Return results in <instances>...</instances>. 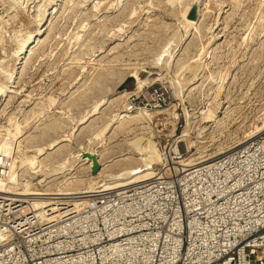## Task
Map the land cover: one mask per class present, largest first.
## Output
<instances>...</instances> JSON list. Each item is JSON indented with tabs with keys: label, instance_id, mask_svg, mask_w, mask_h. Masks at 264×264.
<instances>
[{
	"label": "rangeland",
	"instance_id": "rangeland-1",
	"mask_svg": "<svg viewBox=\"0 0 264 264\" xmlns=\"http://www.w3.org/2000/svg\"><path fill=\"white\" fill-rule=\"evenodd\" d=\"M192 3L198 19L181 38ZM42 27L11 93H0V132L18 125L23 152L62 141L18 174V190L29 184L68 201L96 193L101 169L103 177L130 163L141 174L166 162L181 169L171 164L176 153L185 167L201 165L264 135V0H0V88L22 42ZM129 78L134 89L119 92ZM123 111L131 121L113 127ZM2 143L13 160L17 141ZM88 156L106 165L92 173L81 162Z\"/></svg>",
	"mask_w": 264,
	"mask_h": 264
},
{
	"label": "built area",
	"instance_id": "built-area-1",
	"mask_svg": "<svg viewBox=\"0 0 264 264\" xmlns=\"http://www.w3.org/2000/svg\"><path fill=\"white\" fill-rule=\"evenodd\" d=\"M174 160L120 192L0 193V264H264V135L201 165Z\"/></svg>",
	"mask_w": 264,
	"mask_h": 264
},
{
	"label": "bare ground",
	"instance_id": "bare-ground-1",
	"mask_svg": "<svg viewBox=\"0 0 264 264\" xmlns=\"http://www.w3.org/2000/svg\"><path fill=\"white\" fill-rule=\"evenodd\" d=\"M194 3V2H193ZM192 3V5H194ZM198 4V3H197ZM191 6V5H190ZM189 12V11H188ZM188 12L185 14V19H184V21L182 22V31H181V34H180V36H181V38H184V37H186L187 36V34L189 33V31L194 27L193 25H194V22L195 21H190V20H187V14H188ZM45 28H39L32 36H30L29 37V39H27V40H25V42H22V43H19V44H22V46L18 49L17 47V49H18V51H17V55L15 54V57L16 56H18V61L16 62V65H15V67H14V69H13V71L8 75L9 76V78H7V80H8V83L5 85V86H2L1 88H0V93H2V94H6L8 91V88H10L13 84H14V79H16L17 78V76H19L18 74V72H19V69H20V65H21V63H22V59H20L21 58V56L23 55L24 57H26V55L32 50V49H34V48H36V46H37V44H38V39L42 36V33L43 32H45V31H43ZM36 41H37V43H36ZM40 41H41V39H40ZM180 43H181V41H180ZM36 44V45H35ZM177 44L175 43V45L173 46V47H175ZM180 45V44H179ZM16 49V50H17ZM172 49L173 48H171V50L170 51H172ZM176 49H177V46H176ZM165 52V51H164ZM173 52H174V50H173ZM31 53V52H30ZM168 53V52H167ZM172 56H173V54H172V52H169ZM169 54V55H170ZM29 55V54H28ZM170 55V56H171ZM168 56V55H167ZM170 56H168V57H170ZM171 56V57H172ZM167 57V58H168ZM161 59H163V58H161ZM165 61V60H164ZM15 62V61H14ZM24 64V63H23ZM11 71V70H10ZM5 74V73H4ZM6 75V74H5ZM6 83V82H5ZM138 83V82H137ZM8 93H11V92H8ZM131 93V92H130ZM130 93H128V91L127 92H125L122 96H126V95H128V94H130ZM102 104H100V106H101ZM99 106V105H98ZM139 113V112H138ZM124 114V115H123ZM145 116V115H144ZM132 118V117H131ZM115 119V118H114ZM119 119H121V120H119ZM128 120H130V115H129V113L128 112H126V111H123V112H121L118 116H117V118H116V121L114 122V125H113V127L117 124V126L120 124V126H122L121 124L122 123H125V122H127ZM113 121V120H112ZM131 121V120H130ZM129 121V122H130ZM24 123H26L25 121H24ZM81 123H83V122H81ZM8 124V123H7ZM125 124H127V123H125ZM124 125V124H123ZM108 127V126H107ZM122 128V127H121ZM124 128V127H123ZM107 129V128H106ZM105 129V130H106ZM256 129H258V128H256ZM260 129H262V128H260ZM172 130H174V129H172ZM186 131V130H185ZM256 132H258V131H256ZM256 134V133H255ZM254 135V134H253ZM253 135L252 134H250V135H246L247 136V138H248V140H249V138H251V137H253ZM245 137V136H244ZM9 138H12V139H14V141L16 140L17 141V146L15 147V149H14V155L12 156V158H13V163L10 165V169H9V175H8V177L5 179V180H1L2 182H0V193H4V194H6V195H12V196H14V197H19V198H22V197H29V196H47V195H49V197H48V199L50 198V195H57V197L58 196H61V195H64L65 193H63V192H60V193H56V194H40V193H38V192H31L30 191V186H32V185H29V184H25L26 185V188L24 189V190H20V188H19V190L17 189V187L20 185V184H18V183H16L15 181H16V178H17V176H18V174L21 172V171H23V170H25V169H27V167H32V166H35V165H37V164H40L41 163V157L42 156H45V154L46 153H48L47 151H53V150H55L56 151V147H58V145H60V143H61V141L62 140H56L55 142L53 141L52 143H50L47 147H43V148H38V149H36V150H32V151H28V152H23L22 151V149H21V145H20V139L22 138V131L20 130V127L17 125L16 127H14V130H12V131H10V130H4V131H2L1 130V132H0V156L1 155H3L4 157H7L8 155H9V153H10V146H8V145H6V144H3L2 142H3V140L4 139H7V140H9ZM64 141V140H63ZM66 141V140H65ZM3 144V145H2ZM7 144H9V142L7 143ZM16 144V143H15ZM22 144V143H21ZM2 145V146H1ZM24 150H25V148H24ZM57 150H58V148H57ZM59 151V150H58ZM62 151V150H61ZM60 151V152H61ZM90 151V150H89ZM88 151V152H89ZM152 151V150H151ZM154 151H156V150H154ZM153 152V151H152ZM58 153V152H57ZM92 153H94L93 151H92ZM96 153V152H95ZM94 153V154H95ZM158 153V152H157ZM55 154V153H54ZM82 154H83V152H82ZM91 154V153H90ZM100 154H102V153H100ZM56 155V154H55ZM57 155H59V154H57ZM62 155V154H61ZM61 155H59V157L61 156ZM81 155V154H80ZM88 155V154H87ZM96 156H98L97 154H95ZM151 155V154H150ZM47 156V155H46ZM49 156V155H48ZM53 156V155H52ZM79 156V155H78ZM84 156V155H83ZM82 156V157H83ZM90 156V155H89ZM88 156V157H89ZM85 157V156H84ZM153 157V156H152ZM45 158H47V157H45ZM50 158V157H49ZM55 158H57V157H55ZM54 158V159H55ZM77 158V157H76ZM90 158V157H89ZM99 158H100V156H99ZM144 158V157H143ZM156 158H157V156H156ZM44 159V158H43ZM51 159H52V157H51ZM78 159H79V157H78ZM129 159L130 158H128V156H127V158H123V160L122 161H129ZM140 160L142 159V158H139ZM53 160V159H52ZM56 160V159H55ZM54 160V161H55ZM120 160V159H119ZM131 160V159H130ZM138 160V159H137ZM149 160V159H148ZM159 160V159H158ZM121 161V160H120ZM134 161V160H133ZM143 161V165H146V166H149V163H152L151 161L147 164L146 163V161L147 160H142ZM191 161V160H190ZM194 161V160H193ZM195 161H199V162H202L203 160H202V158L201 159H196ZM80 162V161H79ZM81 162H83V164L82 165H88V168H92V166H93V161H92V159L90 158V159H82V161ZM97 162H98V165H99V169L101 168V166H105L106 164H103V163H101V161H99V160H97ZM118 162V161H117ZM110 163V162H109ZM43 164V163H42ZM66 164V163H65ZM64 163L62 164V165H65ZM122 164V163H121ZM127 164H128V162H127ZM134 164H137V162H135V163H133V165ZM156 164V163H155ZM196 164V163H195ZM204 164V163H203ZM110 165V164H109ZM126 165V164H125ZM139 165V164H138ZM151 165V164H150ZM153 165H154V163H153ZM152 166V165H151ZM154 166H156V165H154ZM153 166V167H154ZM72 166H70V168H71ZM81 167V166H80ZM124 167V166H123ZM63 168V167H62ZM104 168V167H103ZM140 168H142V167H140ZM140 168H134V167H132V165H131V163L130 164H128L127 165V167L125 166V168H121V170L119 171V172H117V174L114 176V174L112 175V176H104L103 177V172H104V169L102 170L101 169V171H99V169H98V171H99V173L97 174L96 173V175H94V176H96V177H92L94 180H98L99 178H102L101 179V181L100 182H93V184H91V185H93V187H92V190L93 191H100V192H105V191H111V190H124V189H126L127 187H130V186H134V185H136V184H139V183H142L143 181H146V180H150V179H153L152 177H153V173H155L154 172V168H146L145 170H148L147 172H144V174L142 173L141 174V172L144 170H142V171H140L141 169ZM75 169V168H74ZM74 169H73V171H74ZM71 170V169H70ZM72 171V172H73ZM91 171V170H90ZM97 171V172H98ZM140 171V174L139 175H137L138 174V172ZM26 172V171H25ZM54 172V171H53ZM78 172V171H77ZM24 173V172H23ZM60 173V172H59ZM108 174V173H107ZM111 174V173H110ZM56 175V174H55ZM75 176H77V175H75ZM130 176H133V178H129ZM78 177V176H77ZM125 177H127V179L128 180H125L126 178ZM71 178V177H70ZM74 177H72L71 179H73ZM123 179V178H125V179H123V180H120V181H118L117 179ZM18 179V178H17ZM70 179V180H71ZM115 180H117V182H114ZM66 181V180H65ZM68 181V180H67ZM19 182V181H18ZM69 183V182H68ZM68 183H66V184H68ZM144 183V182H143ZM24 185V186H25ZM105 188V189H104ZM62 190V189H61ZM66 192V191H65ZM68 194V193H67ZM55 197V196H54ZM54 197H52V199H56V197L54 198ZM47 198V197H46ZM40 199H42V197L40 198ZM51 199V198H50ZM41 201V200H40ZM41 203V202H40ZM39 205V204H38ZM42 212V211H41ZM49 219V218H48ZM47 219V220H48Z\"/></svg>",
	"mask_w": 264,
	"mask_h": 264
},
{
	"label": "water",
	"instance_id": "water-1",
	"mask_svg": "<svg viewBox=\"0 0 264 264\" xmlns=\"http://www.w3.org/2000/svg\"><path fill=\"white\" fill-rule=\"evenodd\" d=\"M197 19H198V5L194 4V5H192L190 11L187 14V20L196 21ZM134 86H135V84H134L133 79H131V78L126 79V81L119 88V92L122 90H133ZM91 159L93 161V166L91 168V172L96 173L99 169L97 158L91 157Z\"/></svg>",
	"mask_w": 264,
	"mask_h": 264
}]
</instances>
